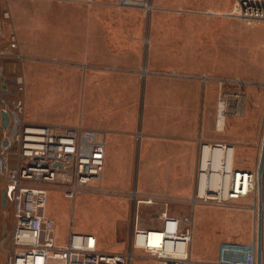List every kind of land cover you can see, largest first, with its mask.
I'll return each instance as SVG.
<instances>
[{
	"label": "crops",
	"instance_id": "crops-1",
	"mask_svg": "<svg viewBox=\"0 0 264 264\" xmlns=\"http://www.w3.org/2000/svg\"><path fill=\"white\" fill-rule=\"evenodd\" d=\"M80 1L87 0H0V10L8 7L20 50L31 54L40 50V55L62 59L77 69L41 71L39 87L31 93L33 74L25 73L24 86L14 84L8 91H20V97L5 98L13 112L14 104L22 100L27 122L81 124L105 133L98 183L104 193L89 196L125 194L132 216L127 194L133 190L142 199H167L168 213L183 219L169 209L170 204L189 205L198 139L233 146L236 168L257 166L264 135V22L208 18L198 11L205 0H185L184 4L196 8L185 12L158 11V0H129L151 4L156 7L152 11L121 10L115 5L118 0H90L114 1L119 8L99 13L90 7L82 9ZM9 30V24L0 23V50L13 53L8 41L2 42ZM6 60L0 58V71ZM80 61L86 62V70H80ZM94 65L108 67V72L94 71ZM142 70L147 73L141 75ZM232 79L246 81L244 111L238 116L218 112L220 94L240 90L236 85L219 86V81ZM243 157L248 158L249 167L236 164ZM161 177H173L176 190H152L144 181ZM112 204L118 208L117 202ZM145 206L150 226L161 207ZM190 219L193 230V215ZM79 233L94 235L98 248L108 250L94 230ZM130 236L125 247L109 251H124Z\"/></svg>",
	"mask_w": 264,
	"mask_h": 264
},
{
	"label": "built area",
	"instance_id": "built-area-1",
	"mask_svg": "<svg viewBox=\"0 0 264 264\" xmlns=\"http://www.w3.org/2000/svg\"><path fill=\"white\" fill-rule=\"evenodd\" d=\"M85 2L91 3L90 0ZM115 5L141 7L147 11L156 9L151 4L136 5L129 0H118ZM199 13L208 18L264 22V0H216V4L206 5L205 10ZM7 41L14 50L10 57L21 62L23 56L18 51L12 26ZM140 73L145 75L147 72L142 70ZM17 83L22 84V79L19 78ZM227 84L236 85L240 90L221 93L218 112L241 115L244 111L242 91L246 81H219L220 87ZM0 101L5 104L2 109L9 117L13 114L15 123H18L17 131L11 136H6L7 130L2 132L5 135L2 139L8 140V144L2 148L16 149L13 167L7 166L5 158L1 161L7 179L4 196L10 212L9 225L3 223V241H9V249L5 251L6 264H131L137 253L153 260L155 264H256V236L249 242H220L213 262L193 259L190 253L191 219H180L168 213L167 199H142L133 190L127 194L133 205V216L129 246L124 251L101 250L94 235L73 232L71 229L66 240L60 243L55 221L46 213L50 194H62L65 199L73 202L81 193H104L98 183L104 165L105 133L81 124L66 126L30 123L24 119L22 100L14 104L15 112L11 109V103L3 97H0ZM197 141L195 187L189 205L192 208L197 204L227 206L251 198L250 208L256 211L257 166L251 170L236 168L233 146L201 139ZM142 204L161 207L156 226L140 225L139 207ZM3 213L6 218V211ZM261 264H264V190Z\"/></svg>",
	"mask_w": 264,
	"mask_h": 264
},
{
	"label": "rangeland",
	"instance_id": "rangeland-1",
	"mask_svg": "<svg viewBox=\"0 0 264 264\" xmlns=\"http://www.w3.org/2000/svg\"><path fill=\"white\" fill-rule=\"evenodd\" d=\"M8 1V0H7ZM45 1V0H44ZM159 5H156L158 11H192L193 8L189 3L184 4L185 0H171V2H165L167 0H158ZM177 1V5L173 4ZM191 1L194 0H190ZM204 8L198 11H204L206 5L216 4V0H205ZM113 2H101L91 1V3L80 1L82 9L93 8L99 13L101 10L106 8L119 9L114 5ZM175 5V6H174ZM122 9L127 10H138L136 7H123ZM7 13V15H6ZM2 14V16H1ZM123 17V16H122ZM0 23L9 24V33L5 37L3 44L7 42L8 37L11 33V26L14 28L15 37L17 38V27L15 26L12 16L8 11V7L0 10ZM120 24V22H117ZM23 37V36H22ZM18 43V40H17ZM18 51L23 56L22 61L14 60L11 53L0 50V58L8 59L5 65H3L0 74L3 75L4 79L0 82L2 85H6L2 88L0 84V97H3L6 101L8 97L14 96L15 98L20 97L21 92H10L9 87L14 84H18V79L23 77L25 73L32 72L29 91L30 93L39 87V80L41 71H47L49 69L62 70V69H76L75 65L69 64L67 61L57 59L53 57H46L40 55V50L33 51V54L27 50H20L18 44ZM39 52V53H37ZM10 57V58H9ZM86 67H83V66ZM80 70H86L88 65L85 61H80ZM77 66V67H78ZM94 71L106 70L108 67L93 66ZM77 70V69H76ZM54 77L56 74L53 75ZM57 77V76H56ZM55 77V79H56ZM18 85H23L18 84ZM27 88V84H26ZM28 90V89H27ZM7 99H6V98ZM4 103L0 101V109L4 107ZM37 106V105H35ZM38 108L40 106L38 105ZM16 111V110H15ZM53 125H59L55 123ZM62 125V124H61ZM18 129V123H15V116L11 114L10 125L7 129L6 136H11ZM0 129V143L2 137L5 135ZM16 149L13 147L2 148L0 145V190L5 189L7 186L6 174L2 170L1 161L5 158L8 167H13L16 162ZM243 161L236 160V164H244L249 167V161L247 157H243ZM4 165V164H3ZM141 178L139 181L141 182ZM148 183L152 190H160L163 192L172 193L176 190V180L173 177H161L157 179L146 178L144 179ZM94 194H78L74 201L65 199L62 194L52 193L49 197L46 213L54 218L58 239L60 242H64L67 238L69 229L73 232H85L92 231L96 232L100 238L101 243L104 245L106 251L112 249H122L126 246V242L129 239L132 229V207L128 198L125 194L109 193L104 195L89 196ZM110 201V202H109ZM117 202L118 208L115 204ZM252 199L248 198L238 203H232L227 206H214L213 204H197L194 208H191L187 203H183L181 206L176 207L170 204V211L176 213L184 220L189 219L193 215V230H192V242L190 245L192 258L201 259L206 262H213L217 257L218 245L222 241H239L249 242L256 236V211L250 208ZM141 206L139 212V222L141 226H148L150 221L149 212H146L148 206ZM4 211H6L7 218H4ZM118 212V213H117ZM10 212L7 210V206L2 207L0 205V264H6V250L9 249V241L4 240L3 234V223L9 225ZM150 226H156L158 219H151ZM116 247V248H113ZM131 264H154L151 259L143 257L141 254L136 256Z\"/></svg>",
	"mask_w": 264,
	"mask_h": 264
},
{
	"label": "water",
	"instance_id": "water-1",
	"mask_svg": "<svg viewBox=\"0 0 264 264\" xmlns=\"http://www.w3.org/2000/svg\"><path fill=\"white\" fill-rule=\"evenodd\" d=\"M0 80H3L1 76ZM3 88L5 86L3 85ZM10 124V117L4 109H0V127L3 133L6 132ZM8 144L7 139H2L1 147ZM257 174V214H256V264H261V221H262V190H264V135H262L260 152L256 168ZM5 190H0V205L6 206L4 196Z\"/></svg>",
	"mask_w": 264,
	"mask_h": 264
},
{
	"label": "trees",
	"instance_id": "trees-1",
	"mask_svg": "<svg viewBox=\"0 0 264 264\" xmlns=\"http://www.w3.org/2000/svg\"><path fill=\"white\" fill-rule=\"evenodd\" d=\"M6 218H7V216H6ZM5 224V223H4Z\"/></svg>",
	"mask_w": 264,
	"mask_h": 264
}]
</instances>
